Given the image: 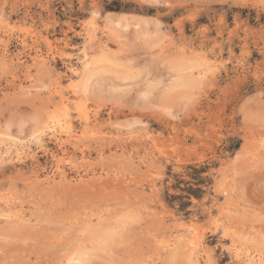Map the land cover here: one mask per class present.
<instances>
[{
    "label": "rangeland",
    "instance_id": "1",
    "mask_svg": "<svg viewBox=\"0 0 264 264\" xmlns=\"http://www.w3.org/2000/svg\"><path fill=\"white\" fill-rule=\"evenodd\" d=\"M77 253L264 264V0H0V264Z\"/></svg>",
    "mask_w": 264,
    "mask_h": 264
},
{
    "label": "bare ground",
    "instance_id": "2",
    "mask_svg": "<svg viewBox=\"0 0 264 264\" xmlns=\"http://www.w3.org/2000/svg\"><path fill=\"white\" fill-rule=\"evenodd\" d=\"M112 19V18H111ZM106 22H108V23H110V22H112V20H110L109 19V21H106ZM113 23V22H112ZM4 49V48H3ZM47 62V61H46ZM89 63L90 62H87L85 65H84V70H83V76H84V79H85V81L86 82H89L90 81V78H91V74H90V76L88 75L89 74V72H90V65H89ZM75 71V70H74ZM86 86H88L86 83H85V88H86ZM32 87V86H31ZM29 88V87H28ZM83 88V87H82ZM83 90V89H82ZM84 91V90H83ZM57 92V91H56ZM75 104V103H74ZM72 105V104H71ZM56 113V112H55ZM47 114V113H46ZM49 114V113H48ZM52 115H54V113H52ZM52 115L51 114H49V115H47V117H46V119H45V117H43V119H45L44 121L43 120H41V121H43V123H42V125L40 126H38L39 128H42V129H52V126H51V123L53 122V118H54V116H53V118H52ZM57 116H58V114H57ZM56 118V117H55ZM82 119H84V118H82ZM85 120V119H84ZM69 122V121H68ZM85 122V121H84ZM67 123V122H66ZM70 123V122H69ZM59 124V123H58ZM63 124V123H62ZM61 124H59L58 126H60ZM68 125V124H67ZM71 125V124H70ZM85 125V124H84ZM37 127V126H36ZM86 127V126H85ZM39 128H37V132L39 131V130H41V129H39ZM69 128H70V126H69ZM87 128H88V126H87ZM39 129V130H38ZM66 129H68V127H66ZM35 130V129H34ZM55 130V129H54ZM62 130V129H61ZM89 130V129H88ZM41 131H43V130H41ZM41 131H39V132H41ZM47 131V130H46ZM58 131V130H57ZM60 131V130H59ZM59 131H58V133H59ZM67 131V130H66ZM74 131V130H73ZM51 132H53V131H51ZM65 132V131H64ZM70 132H72V131H70ZM33 133H35V131H33L32 132V134L31 135H33ZM75 133V132H74ZM64 134H68V133H64ZM72 134V133H71ZM56 135V134H55ZM78 135V134H77ZM79 135H80V133H79ZM63 136V135H62ZM67 136H69V135H67ZM59 137V136H58ZM57 137V138H58ZM77 137V136H76ZM79 137V136H78ZM77 137V138H78ZM71 138V137H70ZM75 140V139H74ZM67 141V140H66ZM65 141V142H66ZM73 141V140H72ZM56 142H57V140H56ZM61 142H63V141H61ZM74 142V141H73ZM58 143V142H57ZM69 143H70V141H69ZM40 144V143H39ZM59 144H60V142H59ZM65 144V143H64ZM63 144V145H64ZM79 144V143H78ZM77 144V145H78ZM60 146H62V144L60 145ZM59 146V147H60ZM40 147H42V146H40ZM67 153V152H66ZM58 155V154H57ZM56 156V155H55ZM63 156V155H62ZM62 156H61V158H62ZM82 157H83V155H82ZM55 158V157H54ZM66 158V157H65ZM86 158V157H85ZM58 159V158H57ZM60 159V158H59ZM74 160V159H73ZM75 164H76V162H74ZM61 165V164H60ZM58 173V172H57ZM55 175V174H54ZM14 214V213H13ZM2 216V215H1ZM19 219H21V218H19ZM196 236V235H195ZM197 237V236H196ZM196 237H195V241H197L196 240ZM198 240H199V238H198ZM182 241V240H181ZM185 241V240H184ZM183 241V242H184ZM197 243H198V241H197ZM186 244V243H185ZM184 245V244H183ZM190 246V245H189ZM169 247V246H168ZM190 249H192V247L190 248ZM194 249V248H193ZM188 251H190V250H188ZM192 251L193 250H191V253H192ZM197 252V251H196ZM195 253V252H194ZM83 255H85V253H77V256L76 257H74V258H71L70 260L72 261L71 263H73V264H82L84 261H83ZM190 255H192V254H189V256ZM194 255V254H193ZM193 257V256H192ZM192 257H188V259L189 258H192ZM195 257V256H194ZM198 259V258H197ZM245 264V263H244Z\"/></svg>",
    "mask_w": 264,
    "mask_h": 264
}]
</instances>
